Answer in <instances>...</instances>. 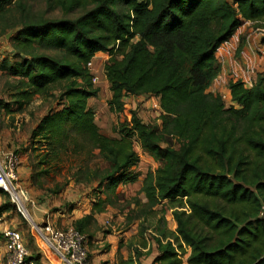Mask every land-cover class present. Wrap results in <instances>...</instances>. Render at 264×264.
Masks as SVG:
<instances>
[{
	"label": "trees",
	"instance_id": "trees-1",
	"mask_svg": "<svg viewBox=\"0 0 264 264\" xmlns=\"http://www.w3.org/2000/svg\"><path fill=\"white\" fill-rule=\"evenodd\" d=\"M44 1L46 13L63 15L46 17L22 0H0L14 52L0 63L14 78L0 109L23 111L36 96L58 100L30 133L37 157L31 185L44 188V177L65 168L76 182L97 181L106 197L91 200L90 213L73 222L84 233L120 185L140 180L133 171L141 162L138 143L160 165L142 177L146 201L136 197L132 211L139 231L117 264H136L153 252L152 264H185L187 255L186 264H264V72L252 85L230 80V104L210 89L222 72V44L246 22L264 28V0ZM13 6L20 20L7 18ZM244 44L243 36L237 53ZM100 52L109 56L110 110L123 112L127 96L156 97L158 125L132 110L114 128L119 136L101 130L89 104L100 87L88 67ZM64 187L47 189L56 194ZM11 206L2 204L0 216ZM168 209L175 230L167 225ZM40 258L28 257L35 264Z\"/></svg>",
	"mask_w": 264,
	"mask_h": 264
},
{
	"label": "rangeland",
	"instance_id": "rangeland-1",
	"mask_svg": "<svg viewBox=\"0 0 264 264\" xmlns=\"http://www.w3.org/2000/svg\"><path fill=\"white\" fill-rule=\"evenodd\" d=\"M22 3L28 7L31 6L35 14L38 15H45L46 17H59L63 15L60 10L46 13V3L44 0H22ZM7 18L20 20L21 11L16 6H13ZM2 24L4 23L0 20V63L4 59L11 60L14 57L12 42L8 40L12 34L7 37L11 31L6 33ZM259 29L251 22H246L241 27L240 35H245L246 38L250 37L253 44L260 45L262 44L261 39L264 34ZM260 47L261 45L256 48V54L262 57L263 55L259 53ZM108 57V54L105 53L98 54L93 59L94 66L91 68L94 75L98 78L95 84L100 87V92L97 97L91 98L89 103L96 112V121L101 130L106 134L119 136V133L115 132L114 128L120 127L122 123L127 122L130 119L132 110L137 111L146 123L158 125L160 123V106L158 98L155 97L143 95L127 96L125 98L126 108L123 112L115 113L110 110L108 100L111 98L112 92L104 71V64ZM231 57L235 60L238 55L232 51ZM13 81L14 78L0 69V101L9 99V85ZM226 87V84H224L223 87L221 86L216 89V92L223 96L227 104H230L231 99L226 91ZM57 102L56 97L36 96L23 111H17L15 106H12L10 112L0 109V149L14 151L21 156L19 167L20 184L29 191L31 197L37 203V208L33 207V209L29 206L36 221L41 222L47 216L53 219L55 216L57 226L63 228L74 225L70 220L72 211L67 207L69 203H75L81 212H84L89 206L91 207V200H97V198H104L106 196L99 191L100 188L97 181L89 183L76 182L73 176H71V173L74 171L72 168L70 171L68 168H65L61 172L63 174L59 173L57 175L52 172L49 176L44 177L42 179L44 181V188H36L31 185L30 175L32 165L37 161V157L35 153L29 150L30 133L42 116L57 106ZM173 143L176 147H179L176 139H174ZM136 149H138V143H136ZM138 151L141 155V162L133 168V171H137L142 175L140 180L120 185L117 189L116 197L112 198V202L105 203V211L97 214V222L91 223L87 227L86 232H84L87 236L88 255L91 264H96L95 258L97 256L98 259L101 258V263L105 262V259L106 262H114L118 261L121 256L127 257L131 252L129 243L136 239L140 222V219L132 220V211L137 209L134 199L137 197L142 201H146L145 194L142 191V177L148 171L155 170L160 165V162L156 161L148 152L142 151V149H138ZM96 162L101 166H105L100 160ZM57 186L65 187L56 194L47 189H55ZM9 201V196L6 192L5 194L0 193V207ZM11 207L10 210L1 215L4 219H0V228L10 226L19 229L24 236L30 256L34 257L37 254H41L40 260L42 264H52L46 260L41 249L37 246L29 222L16 211L15 207ZM157 209L161 211V206ZM161 213L159 212L154 221L159 218ZM62 214H66V216L67 214L70 215L69 222L63 221ZM165 214L168 227L175 230L177 224L173 218L172 209H168ZM4 220L7 221V224H5ZM1 222L4 223L2 224ZM101 238L103 239L101 240ZM155 255L156 252H153L150 256H141L136 264H152ZM187 256L184 257L185 264Z\"/></svg>",
	"mask_w": 264,
	"mask_h": 264
},
{
	"label": "built area",
	"instance_id": "built-area-1",
	"mask_svg": "<svg viewBox=\"0 0 264 264\" xmlns=\"http://www.w3.org/2000/svg\"><path fill=\"white\" fill-rule=\"evenodd\" d=\"M259 31L264 34V28H260ZM259 53L264 56V43L261 44ZM88 67L90 69L93 67V59L88 63ZM97 79L94 75V82ZM20 164L19 154L0 149V189L8 194L16 211L29 222L35 242L46 260L52 264H91L86 234L73 225L58 227L49 216L41 222L33 217L29 206L37 208V203L29 191L20 184ZM29 256L30 252L21 231L15 227H2L0 229L1 264H35L33 260L28 259Z\"/></svg>",
	"mask_w": 264,
	"mask_h": 264
},
{
	"label": "crops",
	"instance_id": "crops-1",
	"mask_svg": "<svg viewBox=\"0 0 264 264\" xmlns=\"http://www.w3.org/2000/svg\"><path fill=\"white\" fill-rule=\"evenodd\" d=\"M240 32H241V28H239V30L228 41L223 43L222 46L219 48V50L217 52V58L221 62L222 72L218 76V78L214 81L213 85L210 88L211 91L216 92V89L220 88L221 86L223 87V85L226 84V86H227L226 91H227L230 99H231V95H230V90L228 88V83L230 80L241 79V80L245 81L246 83H249L250 85H252L254 83V81L256 80L258 73L264 72V57L263 56L260 57V56H258V54H256V52H257L256 48H258V46H260L261 44L257 45L255 43L256 44L255 45L250 40V37L246 38V36L243 35L245 37V44H244L242 51L240 53H237V48L239 46L241 38L243 37L240 35ZM232 51H234L235 54L238 55V57L235 60H233L231 57ZM100 53H102V52H100ZM100 53H98V54H100ZM93 66H94V61H93ZM91 71H92V69H91ZM90 99H89V101H90ZM138 149L141 150V147L139 144H138ZM90 211H91L90 206L88 207L87 210L85 209L84 212H81V210L76 205L72 210L71 219L69 218L70 215L67 214V216H66V214H62L63 221L69 222L68 219H70L71 222H74V220L83 217L84 215L90 213ZM5 213L6 212H4L3 214H5ZM0 219L1 220L4 219L3 216H0ZM53 219H54V221L57 220L55 216L53 217ZM4 222H5V224H7L6 220H4ZM0 226H1V224H0ZM0 229H2V228H0ZM98 233H100V232H98ZM102 239L103 238H101V240ZM127 257H125V258H127ZM95 261H97L96 264H99V263L101 264V258L98 259V256H97V258H95ZM105 261H106V259H105ZM108 264H117V260L114 262L108 261Z\"/></svg>",
	"mask_w": 264,
	"mask_h": 264
},
{
	"label": "water",
	"instance_id": "water-1",
	"mask_svg": "<svg viewBox=\"0 0 264 264\" xmlns=\"http://www.w3.org/2000/svg\"><path fill=\"white\" fill-rule=\"evenodd\" d=\"M10 34H11V33H9V34L7 35V37H9Z\"/></svg>",
	"mask_w": 264,
	"mask_h": 264
}]
</instances>
